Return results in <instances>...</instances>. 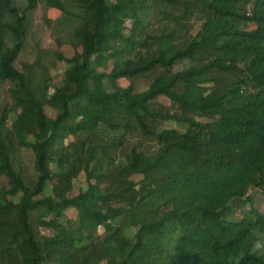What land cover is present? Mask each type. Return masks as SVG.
<instances>
[{
  "label": "trees",
  "instance_id": "1",
  "mask_svg": "<svg viewBox=\"0 0 264 264\" xmlns=\"http://www.w3.org/2000/svg\"><path fill=\"white\" fill-rule=\"evenodd\" d=\"M39 8L79 23L81 51L55 53V88L41 47L16 68ZM6 86L0 264H264V210L249 195L264 197V0H0ZM136 136L152 152L129 148ZM22 150L33 177L17 167ZM82 174L87 190L70 198ZM69 209L77 218L62 224Z\"/></svg>",
  "mask_w": 264,
  "mask_h": 264
},
{
  "label": "rangeland",
  "instance_id": "2",
  "mask_svg": "<svg viewBox=\"0 0 264 264\" xmlns=\"http://www.w3.org/2000/svg\"><path fill=\"white\" fill-rule=\"evenodd\" d=\"M13 3L17 7H23L26 5V0H13ZM47 14L50 19L51 26L46 23L45 15ZM61 12L59 10H49L44 11L43 8H39L35 14L34 22H33V33L30 37L28 46L25 51L20 55L18 61L16 62V68L20 71L23 70V66L25 64H31L35 62L34 53L36 52L37 46L41 47L42 51H45L47 54L44 55L45 64L49 68V72L52 77L51 85L52 88L55 86H59L62 80L63 71L66 68V65L59 61L55 53L61 54L65 58H72L75 56L77 51H81L80 48L77 49V45L75 43L74 38L72 37L73 31L78 27L79 23L76 18L67 17L65 25L60 26ZM128 28L131 27V23L127 24ZM200 31L199 25L195 27L192 32V36H196ZM126 35H129V32L126 31ZM39 54V51H38ZM183 66H177L175 71H181ZM119 86L123 88H127L129 86L128 81L120 80L118 82ZM150 84V80H141L136 83L137 91L142 93L147 91ZM8 86L0 89V115L2 110L5 107H10L12 105V99L8 92ZM108 90H111V86L108 87ZM160 103L163 106H169V101L161 97ZM45 113L48 117L55 119L57 116V112L53 109L46 107ZM16 114H11L8 121V127L12 124V122L16 119ZM164 129H177L179 131L184 132L186 128L184 126L179 125L176 122H167L163 124ZM134 145H143L145 149L152 152L150 148V144L143 143L141 138L137 136L133 138L129 143L128 147L131 148ZM120 162H123L124 159H120ZM17 167L25 172L29 177L34 176V155L31 150H22L20 155L17 157ZM135 182L141 180L140 176H134L132 178ZM87 190V182L85 175L82 174L78 180L75 181V186L73 192L69 195L70 198L77 197L80 193ZM249 195L253 199V206L257 208L259 211L264 210V197L257 189H251ZM243 212H239L234 216V219H240L243 217ZM77 218V211L74 209L66 210L64 213V217L61 219L62 224H66L67 220H75ZM122 223L121 219H118L113 222V225L118 227ZM104 232L103 228L99 229V233L102 234ZM125 235L128 238H132L135 233V228H128L125 231ZM43 234L46 236L55 235V231L53 230H43Z\"/></svg>",
  "mask_w": 264,
  "mask_h": 264
}]
</instances>
